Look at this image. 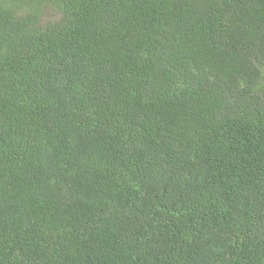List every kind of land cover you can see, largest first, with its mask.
<instances>
[{"label": "trees", "instance_id": "trees-1", "mask_svg": "<svg viewBox=\"0 0 264 264\" xmlns=\"http://www.w3.org/2000/svg\"><path fill=\"white\" fill-rule=\"evenodd\" d=\"M0 264H264V0H0Z\"/></svg>", "mask_w": 264, "mask_h": 264}]
</instances>
